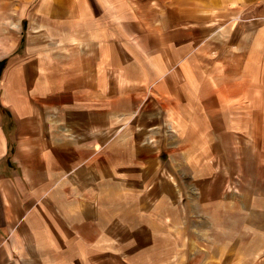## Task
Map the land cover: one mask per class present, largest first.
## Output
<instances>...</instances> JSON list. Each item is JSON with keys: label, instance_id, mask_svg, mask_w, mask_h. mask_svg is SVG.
I'll list each match as a JSON object with an SVG mask.
<instances>
[{"label": "crops", "instance_id": "crops-1", "mask_svg": "<svg viewBox=\"0 0 264 264\" xmlns=\"http://www.w3.org/2000/svg\"><path fill=\"white\" fill-rule=\"evenodd\" d=\"M250 150L264 0H0V264H264Z\"/></svg>", "mask_w": 264, "mask_h": 264}, {"label": "rangeland", "instance_id": "rangeland-1", "mask_svg": "<svg viewBox=\"0 0 264 264\" xmlns=\"http://www.w3.org/2000/svg\"><path fill=\"white\" fill-rule=\"evenodd\" d=\"M261 162H263L261 165ZM257 163L258 166H254ZM246 170V183H245V190L251 191L253 188H256L257 191L260 193H264V152L259 151H249V158L247 164L245 165ZM257 179L256 183L254 184V177ZM233 187H238L236 184H231ZM202 188L205 190H214L216 192L222 191L224 189L223 183H218L215 185L209 184H202Z\"/></svg>", "mask_w": 264, "mask_h": 264}]
</instances>
